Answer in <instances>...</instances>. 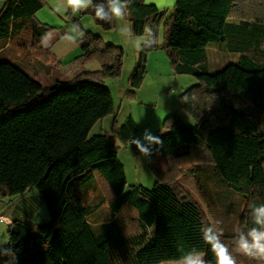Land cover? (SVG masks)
Here are the masks:
<instances>
[{
  "label": "trees",
  "instance_id": "trees-1",
  "mask_svg": "<svg viewBox=\"0 0 264 264\" xmlns=\"http://www.w3.org/2000/svg\"><path fill=\"white\" fill-rule=\"evenodd\" d=\"M48 2L0 0V59L13 63L10 41L27 39L17 68L38 82L43 79L39 66L60 68L50 45L66 35L65 29L37 20ZM128 9L133 36L149 27L157 38L163 17L157 6L129 0ZM89 14L98 29L114 27L97 20L93 7ZM76 28L84 35L78 38L81 53L71 77L52 78L20 100L0 73V197L35 189L50 217L36 228L14 220L0 249L1 263L164 264L194 251L216 264L202 239L208 223L178 180L188 175L200 190L211 182L214 190L236 195L244 207L241 230L254 226L248 205L264 203V0H175L163 45L140 53L128 82L129 98H136L133 90L145 79L144 54L160 48L174 74L197 81L178 97L195 124L177 113L168 115L159 136L162 146H153L146 158L157 176L151 189L133 185L126 190L117 142L127 144L137 133L131 117L114 124L110 133L89 136L98 121L116 113L105 81L120 77L124 50L85 32L79 21ZM218 43L238 60L210 73L206 48ZM91 62L101 70H84ZM192 149L204 159L194 157Z\"/></svg>",
  "mask_w": 264,
  "mask_h": 264
},
{
  "label": "rangeland",
  "instance_id": "rangeland-1",
  "mask_svg": "<svg viewBox=\"0 0 264 264\" xmlns=\"http://www.w3.org/2000/svg\"><path fill=\"white\" fill-rule=\"evenodd\" d=\"M260 1L263 3V0ZM144 2L148 4H155L159 11L163 13L162 20L157 28V44L161 47L165 39V23L173 13L174 6L169 7L167 4V0H147V2L146 0H144ZM57 8L58 6L55 4V2L50 0L45 8L40 10L43 11L41 12V15H43L44 17L48 16L46 11L49 9L51 12L59 13V11H57ZM89 8L81 11L82 13H84L81 16L79 15V13H72L70 11L62 16L60 15V18L63 19L65 23H67L68 27L70 26L72 35L77 36L78 32L76 28V22L79 21L85 32L89 31L92 34H100L106 44H110V40L112 39H117L119 40V43L124 50V64L120 77L108 79L107 81H105L106 86L111 91L116 113L98 121L97 124L90 130L89 136L110 133L112 126L116 123L120 125L125 118L123 117L124 114H126V116L131 115L132 110L135 117L139 120L138 122H140L141 120L149 118L154 110L160 111V114L162 116V111L164 109L176 108V113L182 118L185 123L194 125L195 121L186 113H184L177 104L179 95H181L186 89L190 88L193 84L197 83V81L190 75L174 74L171 70L168 60L167 66L164 63V59H167V57L164 50L161 48L144 54L143 65L146 72L145 79L139 89L133 90L136 93V98L128 97L125 101L124 95L127 93V90L130 89L132 91V89L129 87L128 82L133 70L132 55L134 52V48H136L135 40L140 36H132L131 40L122 37L119 32V20L113 21L114 27L111 30L102 31L97 27L95 28V22L92 16L89 14ZM255 11L256 10H254V12ZM65 31L67 34V30ZM26 41L27 39H22L21 41V44L25 49L27 48L25 44ZM225 48L226 45L224 43L210 44L206 48L207 66L210 73H215L221 70L224 66L230 63L237 62L238 54L230 53L226 51ZM145 49L147 48H144V50ZM73 66H75V68L77 69L76 62H73L72 64L70 63L69 65L65 66L63 70L53 72L55 80L67 79L71 77L75 72V68L74 71L72 69ZM169 68L171 72H169ZM83 69L85 70L84 66ZM10 74H14V72L11 71ZM8 78L10 79H5L14 84H18V82L20 81L15 74L13 77ZM160 96L162 97L160 100H158V97ZM121 105V111H119ZM164 119H161L159 125L156 124V119H154L152 124L144 128H149L153 132L156 126H160L158 132H165L166 129L163 127ZM135 136H138V134H135ZM117 144L119 146L118 158L124 166L127 178L126 190L133 185H141L147 189L153 188L157 180V176L152 170L148 160L144 157H140L139 153L135 151L129 143L123 144L119 143L118 141ZM191 154L194 157L204 159V154L199 150L192 149ZM210 183L211 182H209L207 186L204 185V189L202 188L200 190V187L195 184L194 179L188 175H184L178 180V184L181 186V188L201 208L204 220L208 224L212 223L214 226L222 229V240L229 246V250L236 258L237 264H262L260 260L264 261V259H253L251 257L244 256L236 251L234 239L236 237V230H241L239 215L243 212L244 209L241 203V199L236 195L228 197L224 191V188L220 187L217 190H214L213 187H210V185H212ZM107 190L109 192L108 188ZM215 191H218L220 193L219 199H217ZM209 199L211 202L209 201ZM213 201L216 202V204H213ZM104 208L106 209V206H104ZM6 233L5 231L3 232V238H5V235H7ZM199 255L203 256V258L206 259L205 254ZM0 264H2L1 261ZM164 264H181V261L165 262Z\"/></svg>",
  "mask_w": 264,
  "mask_h": 264
},
{
  "label": "crops",
  "instance_id": "crops-1",
  "mask_svg": "<svg viewBox=\"0 0 264 264\" xmlns=\"http://www.w3.org/2000/svg\"><path fill=\"white\" fill-rule=\"evenodd\" d=\"M52 1H54L58 7L62 3V0H52ZM57 2H59V3H57ZM70 11L71 10H69L67 12H70ZM41 12H43V11H39L36 14V18L38 21H40L41 23L47 24L49 26H52V27L56 28V30H59V29L67 30L66 35L62 36L61 38H59L53 44L50 45L51 52L56 57V59L60 62V68L55 67L54 69L52 68L53 70L52 69L48 70L45 67L39 66V71L42 73L43 79L39 82L35 81V80L34 81L31 80L28 76L24 75L17 68L19 66L21 59H22V56H24L27 53V48L25 49L24 46H22L21 42L18 43V41H15V40L12 41L11 40L10 44L13 45L12 49L15 50V51H13L14 53H13L12 57L15 56L16 59L15 58L12 59L14 61L13 63H11L9 60H6V59H0V73L6 82H8L14 86V88L16 90L17 97L20 100H22L23 98H25L28 95H31V94H34L35 92H37L44 82L47 83V82H49V80L54 78L53 72H57L58 70H63V68L65 66L69 65L70 63L72 64L79 57V55L81 53L80 45L78 43L79 35L78 34H77V36L72 35L71 30H70V26L68 27L67 23H65L64 20L60 18V15L62 16L67 12H65V11H63V9H61L59 11V13H54V12H51L49 9L46 11L48 14V16H46V17L41 15L42 14ZM83 14L84 13L79 12L80 16ZM126 20L128 21L127 18H126ZM119 22H120V26H121V24L123 22L122 21H119ZM96 27L97 26L95 25V28ZM68 35H71L73 37V39L72 40L66 39V36H68ZM131 38H128V40L129 39L131 40ZM110 42H111L110 45H113L115 47H121L119 40H117V39H112V40H110ZM118 45H120V46H118ZM21 46H22V48H21ZM133 51L134 52L132 55V69L134 70L139 63V60H138L139 55L142 51H144V49L138 50L137 48H134ZM157 62H158V60H157ZM162 62H163V60H162ZM164 63L166 64V66L168 65L167 59H164ZM84 67H85V70L88 72H96V71L101 70V66L97 62L88 63V64L84 65ZM74 68H75V66L72 67L73 71H74ZM10 70L13 71L14 74L17 76V78L20 80L18 82V84H14V83L6 80V79H10L8 77L14 76V74H10V72H11ZM75 70H76V68H75ZM133 70H132V72H133ZM169 72H171L170 68H169ZM170 75H171V73H170ZM20 78H22V79H20ZM129 90H127V93L124 95L125 101L127 100L126 98H128L127 94L129 92ZM161 97L162 96L158 97V100H160ZM121 107H122V105L120 106L119 111H121ZM176 111H177L176 108H166L162 111L163 114L161 116L160 111L154 110V112L149 116V118H147L145 120H141L140 122H138L139 120L135 117L134 112L132 110V112H131L132 116L131 115L126 116V114H124L123 117H125V118H124L123 122L125 121L126 118L131 117L133 119V121L135 122L137 129H138L136 134L140 135V133L142 131L141 129H143L144 127H148L150 124H152L154 119H156V124L159 125V123L161 122V119L166 118L168 115H170L172 113H176ZM110 123H111V121H110ZM109 126H110V124H109ZM154 127H155V125H154ZM159 127L160 126H156L155 130L152 132L156 136H160L162 134L161 131H160L161 133L158 132ZM0 216L5 218V221L0 222V249L7 243V235H5V238H3V235H4L3 232L4 231H5V233L7 232V227L10 225V224H8L9 220L11 221V223L14 220H20L22 222L27 223L28 225H30L33 228H36L39 224L48 222L50 220V217H49L47 208L45 206V203L43 201V198L40 195V193L35 189H28L25 192H23L17 196L11 197V198H1L0 197Z\"/></svg>",
  "mask_w": 264,
  "mask_h": 264
},
{
  "label": "clouds",
  "instance_id": "clouds-1",
  "mask_svg": "<svg viewBox=\"0 0 264 264\" xmlns=\"http://www.w3.org/2000/svg\"><path fill=\"white\" fill-rule=\"evenodd\" d=\"M128 2L129 0H100L99 3L93 4V0H62L57 11L63 9L65 12L71 10L72 13H79L93 7L97 20L108 24L114 20L122 21L123 23L119 28L120 35L124 38H131L133 36L132 27L130 22L126 20L129 11ZM167 4L169 7L174 6V0H167ZM79 35L83 38L84 34L81 32ZM66 39L72 40L73 37L68 35ZM157 42V38L153 35L151 28L148 27L145 28V33L135 40L138 50L152 47ZM129 143L139 153V156L144 158L153 154V146H157V150L162 146L160 137L154 135L149 128H144L140 135L133 136ZM248 207L254 226L246 232L240 229L236 230L234 239L236 251L253 259H264V203L257 205L253 202ZM8 224H11L10 220ZM201 231L202 239L216 258V264H237L229 246L222 240V229L209 223L202 227ZM181 264H207V262L203 256L193 251L181 258Z\"/></svg>",
  "mask_w": 264,
  "mask_h": 264
},
{
  "label": "built area",
  "instance_id": "built-area-1",
  "mask_svg": "<svg viewBox=\"0 0 264 264\" xmlns=\"http://www.w3.org/2000/svg\"><path fill=\"white\" fill-rule=\"evenodd\" d=\"M130 142V141H129ZM130 144V143H129ZM5 221V218L0 216V222Z\"/></svg>",
  "mask_w": 264,
  "mask_h": 264
}]
</instances>
